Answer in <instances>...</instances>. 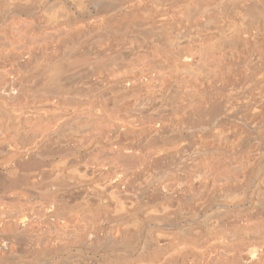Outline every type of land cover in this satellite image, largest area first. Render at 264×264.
I'll use <instances>...</instances> for the list:
<instances>
[{
    "label": "bare ground",
    "instance_id": "6f19581e",
    "mask_svg": "<svg viewBox=\"0 0 264 264\" xmlns=\"http://www.w3.org/2000/svg\"><path fill=\"white\" fill-rule=\"evenodd\" d=\"M30 221L264 264V0H0V235Z\"/></svg>",
    "mask_w": 264,
    "mask_h": 264
},
{
    "label": "rangeland",
    "instance_id": "374dc122",
    "mask_svg": "<svg viewBox=\"0 0 264 264\" xmlns=\"http://www.w3.org/2000/svg\"><path fill=\"white\" fill-rule=\"evenodd\" d=\"M34 221H30L32 225L29 224L27 226L19 228L18 234H20V236L23 235V237L21 236L22 239H9V236H7V235H4V234L0 235V243H2V244H0V251H2V250L6 251V252L9 251L7 253L6 252H4V253L0 252V261H1L0 264H57V263L58 264H68V263L69 264H86V263L87 264H93V263L94 264H115L122 257L127 261H128V259L130 260L133 257V256H131V255H133L131 249L129 247H127V246H130V244H131L130 243L131 240H129V239H127V240L126 239H120V240L119 239H115V240L112 239L111 240L109 238H108V240L107 239H105V240L104 239H96V240L94 239V242H92L91 240H93V239L89 240V238H84V237H83L84 239L83 238L78 239V238H75L74 236L72 237V235L67 237L68 241H67V239H60L61 241H58V242H60L59 244L62 247H60L61 248V250H60V248L58 246H56L59 248L55 252V253H57V255L54 256L52 254V256L51 255H44V256L42 255L41 256V254H40V252H38V250L40 248H42V246H44L45 244H47V247L52 248V245H50V244L51 243L53 244L55 239H51V240L45 239V238L42 239V237H40V236H39V239L38 238L35 239L34 234L36 233V231H35L36 228L34 226L36 225L37 221L36 222H34ZM82 221H83V219L82 220L80 219L79 224H77V226H75L76 234L77 233L83 234L82 231L84 230V228H86L85 222L82 223ZM42 235H46V231L43 232ZM7 237H8V239H7ZM29 238H31V239H29ZM138 240L140 241V239H138ZM75 243H77V245ZM93 243H94V245H93ZM126 244H127V246H126ZM72 245H73V247H72ZM11 248H12V250L10 251ZM125 248H126V250H125ZM127 251H128V254L130 257L128 256ZM32 254H34V255H32ZM7 256H9V257H7ZM114 259H115V263H113Z\"/></svg>",
    "mask_w": 264,
    "mask_h": 264
}]
</instances>
